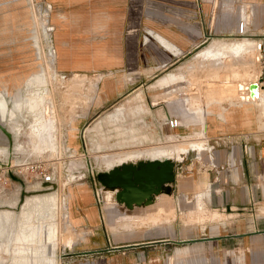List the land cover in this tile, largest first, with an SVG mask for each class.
Returning <instances> with one entry per match:
<instances>
[{
    "label": "rangeland",
    "instance_id": "obj_1",
    "mask_svg": "<svg viewBox=\"0 0 264 264\" xmlns=\"http://www.w3.org/2000/svg\"><path fill=\"white\" fill-rule=\"evenodd\" d=\"M261 1L264 0L257 3L260 11L253 25L258 34L214 37L192 55L167 66L117 69L119 82L130 88L116 103L131 98L132 107L144 104V108L132 109L130 138L114 140L107 134L109 138L92 141L84 130L92 128L89 124L116 104L98 114L83 112L96 102L100 77L94 72L102 71L100 67L110 64L116 56L112 54L114 43L101 41L108 33L89 22L79 27L70 25L61 48H57L53 20L59 24V19L53 11L58 9L49 0H0V93L8 100L5 127L12 136L10 143L0 130V172L9 177L0 186V212L8 214V218L0 220V264H126L129 256L125 250L106 249L103 242L126 243L170 235L172 227L186 232L189 226L183 224L205 221L208 208L204 196L209 191L207 176L212 178V173L208 174L200 164L206 158L203 150L208 147L209 123L217 117L227 120L233 111L251 109L257 114V131L264 133V88L262 99L249 105L253 103L246 101L249 92L238 87L239 82L255 81L258 74L264 79V61L257 60V41H264V19H259L264 6ZM252 14L251 24L255 21ZM58 15L67 18L66 12ZM246 40L252 44L236 52L238 44ZM223 45L228 48L224 53L220 51ZM120 67L124 66L115 68ZM161 77V81L150 85ZM17 83L20 89L14 101ZM171 117H176V126L170 124ZM189 118L196 121H187ZM164 159L183 160L184 168L177 178L197 188L194 194L184 188L193 198H186L191 202L184 204L180 213H176L179 201L173 199L171 185L169 190H161L153 205L142 203L129 208L115 198V188L103 186L96 176L123 163ZM38 162L54 173V183L42 181L39 168L31 166ZM6 167L11 168L8 174ZM93 181L103 186L98 194L100 204L93 198ZM82 183L102 214L92 224L75 225L70 209L72 186ZM263 204L257 207L262 206L264 211ZM20 232L36 238L28 243L32 251L17 250ZM197 243L198 240H187L165 244L160 256L163 264H210L207 260L211 254L202 247L186 255L171 256L176 246ZM87 247L103 249L83 252ZM137 250L130 249L133 253L129 258H137Z\"/></svg>",
    "mask_w": 264,
    "mask_h": 264
},
{
    "label": "crops",
    "instance_id": "obj_2",
    "mask_svg": "<svg viewBox=\"0 0 264 264\" xmlns=\"http://www.w3.org/2000/svg\"><path fill=\"white\" fill-rule=\"evenodd\" d=\"M49 1L58 9L53 11V15H57L56 20L59 19V24L53 20L57 48H61L63 44L67 27L70 25L79 27L88 22L92 27L108 33L101 41L114 43L112 54L116 56L110 64L100 67L102 71L94 72V75L97 73L100 78L94 95L96 102L91 103L83 111L87 114L102 112L104 108L115 104L116 100L130 88L127 83L119 82L117 69L125 70L124 68L128 69L131 66H135L134 69L167 66L178 62L185 55H192L203 43L214 37L235 36L242 11L249 13L250 17L254 12L252 15L255 21L249 24L246 33L258 34L255 33L253 25L256 24L255 16L259 10L257 3L260 0ZM64 12L67 14L65 20L58 15ZM262 17L264 19V7H261L259 19L262 20ZM71 20L75 21L74 24L70 23ZM49 41L51 42L50 37ZM257 42L258 45L264 43ZM56 59L60 63L58 54ZM121 65L124 67L115 68ZM63 66L72 68L66 64ZM164 77L150 85H155ZM135 99L139 101L136 97ZM133 103L134 100L131 101V98L119 101L112 109L91 122L89 127H93L85 129L83 133L86 132L88 139L92 141L108 137L107 134L114 140L130 138L131 125L134 122L132 109L144 108V104L132 107ZM251 104L255 105L254 103L249 105ZM134 111L136 114V110ZM257 123V114L251 109L249 112L233 111L227 120L217 117L209 123L208 147L203 150L206 158L200 164L208 174L212 173V178L207 176L209 191L205 192L204 204L208 211L205 213L203 223L193 221L186 225L182 221L184 226H189L186 232L172 227L170 235L159 234L126 243L104 241V248L123 249L129 257L133 253L130 249L138 248L135 251L137 258L128 257L126 264H163V258L160 256L165 244L173 241L198 240L199 244L176 246L171 256L186 255L202 247V250L211 254L208 260L205 258L210 264H264V211L262 206L257 207V204L264 202V133L257 131ZM105 128L107 130L104 132ZM244 144L247 146L244 147ZM92 146L96 147L94 142ZM228 156L234 157L235 165L231 167L226 165ZM211 162L216 164L215 168L211 166ZM183 168V160L175 162V177L163 187L169 190L171 185L172 193H175L173 199L179 201L176 203V213H180L184 204L191 202L186 201L189 192H184V188H189L192 194L197 190L193 184L190 186L183 184V180L177 178ZM198 177L199 175L195 178ZM200 187L203 189L204 185ZM93 198L95 200L94 192ZM188 198H193V195ZM156 199L157 195L154 196L152 203L146 205H153ZM70 203L72 216L76 219L75 225L92 224L97 216L101 219L99 206L92 202L86 184L72 186ZM4 217L8 218V214L0 212V220ZM163 219L165 220L164 217ZM24 235L20 232L17 237V250L32 251L34 248L28 243L35 241L36 238L32 234ZM92 248H84L83 252L103 249ZM1 249L0 244V251Z\"/></svg>",
    "mask_w": 264,
    "mask_h": 264
},
{
    "label": "water",
    "instance_id": "obj_3",
    "mask_svg": "<svg viewBox=\"0 0 264 264\" xmlns=\"http://www.w3.org/2000/svg\"><path fill=\"white\" fill-rule=\"evenodd\" d=\"M257 85L258 82L253 81L248 86L239 84V88L248 89L249 95L253 96L257 92ZM0 130L11 143V133L1 123ZM174 166L175 162L171 159L130 162L108 171L98 172L96 176L103 186L115 188V198L131 208L135 204L153 202L154 196L163 189L164 185L174 179Z\"/></svg>",
    "mask_w": 264,
    "mask_h": 264
},
{
    "label": "built area",
    "instance_id": "obj_4",
    "mask_svg": "<svg viewBox=\"0 0 264 264\" xmlns=\"http://www.w3.org/2000/svg\"><path fill=\"white\" fill-rule=\"evenodd\" d=\"M264 7V6H263ZM242 10V9H241ZM251 23V18H250V14H246V13H243V11H242V13L240 14V16H239V19H238V23H237V34L236 35H238V36H240L241 34H245L246 32H247V30H248V28H249V24ZM146 32H148V30H146ZM60 74V73H59ZM61 75V77L63 78V77H66V74L64 73H61L60 74ZM245 90H246V88H245ZM170 124L172 125V126H176V117H174V118H170ZM247 145L246 144H244V147H246ZM70 149V148H69ZM196 158H198L197 157V155L195 156ZM200 159V158H199ZM226 165L227 166H233V165H235V159H234V157L233 156H228V158H227V160H226ZM31 166L33 167V166H35V168H39V174H40V176H41V178H42V181L43 182H48V183H54V180H55V176H54V173L52 172V171H50V170H48L47 168H45L44 166H40V163L38 162V163H32L31 164ZM211 166L212 167H216V164L215 163H213V162H211ZM11 167V166H10ZM8 168V167H6V173L8 174V172L11 170V168ZM9 177L7 176V175H5V173H3V172H0V186L1 187H3L4 186V184L7 182V179H8ZM103 186H101V187H98L97 185H96V183L93 181V186H92V188H93V190H94V196H95V201H96V203H98V204H100V198L98 197V194H99V191H100V189L102 188ZM100 212H101V209H100ZM101 214H102V212H101Z\"/></svg>",
    "mask_w": 264,
    "mask_h": 264
},
{
    "label": "bare ground",
    "instance_id": "obj_5",
    "mask_svg": "<svg viewBox=\"0 0 264 264\" xmlns=\"http://www.w3.org/2000/svg\"><path fill=\"white\" fill-rule=\"evenodd\" d=\"M248 43H250V44H252V41L250 42V41H244V42H241V43H239L238 44V46H237V48H236V52H240V51H242L244 48H245V46L248 44ZM261 44L262 45H264V43H260L259 45H258V50H259V55L257 56V60L258 61H264V53L262 52L261 54H260V50L261 51H264V47H262L261 46ZM221 47V46H220ZM228 48H225V46L223 45V48L222 49H220V51H223V53L227 50ZM210 52V51H209ZM244 52V51H243ZM211 53V52H210ZM232 56V55H231ZM235 57V56H234ZM262 78H260L259 77V74L257 75V77H256V79H255V81H257L258 82V85H257V92H256V94H254L253 96H248L247 97V100L246 101H251V102H253V103H255V102H259L261 99H262V84L264 83V79H262ZM250 82H239L238 83V87H239V84H243V85H245V86H248V84H249ZM8 85H10L9 83H8ZM14 86V85H13ZM264 88V87H263ZM19 89H20V84L19 83H17L15 86H14V93H15V95L14 96H12V100L14 99V101L15 100H17V97H18V91H19ZM240 90H244V88H239ZM246 91H248V89H246ZM249 92V91H248ZM8 100H7V98L6 97H4L1 93H0V123L1 124H3L4 126H5V123H6V114H7V109H8V107H9V104H8V102H7ZM13 101V102H14ZM259 104V103H258ZM261 105V104H260ZM262 108V107H261ZM187 121H190V122H193V121H196L195 119H193V118H189ZM184 124V123H183ZM90 133V132H89ZM172 135V137H173V134H171ZM195 145V144H194ZM197 145H199V147H201L202 145L201 144H197ZM84 148L87 150V147H86V145H85V143H84ZM163 192V191H162ZM56 193V192H55ZM161 193V191L159 192V193H157L156 195H159ZM49 198V197H48ZM55 198V197H54ZM52 200V199H51ZM53 201V200H52ZM152 203V202H151ZM148 204H150V203H148ZM36 205V204H35ZM56 207V206H55ZM47 211V210H46ZM49 211V210H48ZM31 212V211H30ZM30 216H31V214H30ZM31 220V219H30ZM30 222V221H29ZM54 224V223H53ZM50 228H53L54 226H49ZM24 228V227H23ZM25 235L24 236H26L27 234L26 233H24ZM48 237L50 238V240H52V238H53V236H52V234H48Z\"/></svg>",
    "mask_w": 264,
    "mask_h": 264
},
{
    "label": "flooded vegetation",
    "instance_id": "obj_6",
    "mask_svg": "<svg viewBox=\"0 0 264 264\" xmlns=\"http://www.w3.org/2000/svg\"><path fill=\"white\" fill-rule=\"evenodd\" d=\"M134 163H137V162H134Z\"/></svg>",
    "mask_w": 264,
    "mask_h": 264
}]
</instances>
